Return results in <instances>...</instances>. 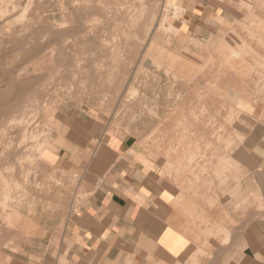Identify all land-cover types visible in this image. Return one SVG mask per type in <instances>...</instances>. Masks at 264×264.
I'll return each instance as SVG.
<instances>
[{
    "label": "rangeland",
    "instance_id": "obj_1",
    "mask_svg": "<svg viewBox=\"0 0 264 264\" xmlns=\"http://www.w3.org/2000/svg\"><path fill=\"white\" fill-rule=\"evenodd\" d=\"M225 1L233 22L188 32L183 0H0V264L55 259L47 232L84 187L64 168L78 162L49 152L94 149L100 136L136 144L176 189L174 208L195 206L181 213L196 246L169 264H208L245 222L231 217L241 207L257 222L264 0ZM134 258L166 264L155 248Z\"/></svg>",
    "mask_w": 264,
    "mask_h": 264
},
{
    "label": "crops",
    "instance_id": "obj_2",
    "mask_svg": "<svg viewBox=\"0 0 264 264\" xmlns=\"http://www.w3.org/2000/svg\"><path fill=\"white\" fill-rule=\"evenodd\" d=\"M183 6L184 28L188 32L219 26V17L227 22L235 20L234 8L225 0H183ZM99 140L94 149L87 147L70 154L49 152L52 164L59 160L64 164L67 160L78 162L79 166L64 168L80 170L84 187L79 202L71 197L62 226L47 232L50 251L58 252L55 259L50 254V264H58L60 259L64 264H148L137 261L134 255L153 248L166 264L180 259L196 246L194 233L182 216L192 213L195 206L174 208L171 200L176 189L154 169L157 163L139 151L136 144L114 135L108 139L100 136ZM246 182L240 181L242 192L243 188L248 191ZM247 193L232 202L243 204L248 200ZM261 193L264 198V189ZM247 211V207H241L231 215L236 218L240 213L245 222L232 228L228 244L212 250L208 264H264V211L256 214L257 224L248 223ZM179 240H183V245L178 246Z\"/></svg>",
    "mask_w": 264,
    "mask_h": 264
},
{
    "label": "bare ground",
    "instance_id": "obj_3",
    "mask_svg": "<svg viewBox=\"0 0 264 264\" xmlns=\"http://www.w3.org/2000/svg\"><path fill=\"white\" fill-rule=\"evenodd\" d=\"M84 3V2H83ZM134 9V8H133ZM144 10V9H143ZM137 11H138V9H137ZM10 32V31H9ZM55 32V31H54ZM185 57V56H184ZM36 70V69H35ZM192 81V80H191ZM194 83V82H193ZM228 90V89H227ZM230 108H232V107H230ZM237 110V109H236ZM238 112V111H237ZM34 127V126H33ZM33 133V132H32ZM32 140V139H31ZM193 208V207H192ZM191 208V209H192Z\"/></svg>",
    "mask_w": 264,
    "mask_h": 264
}]
</instances>
